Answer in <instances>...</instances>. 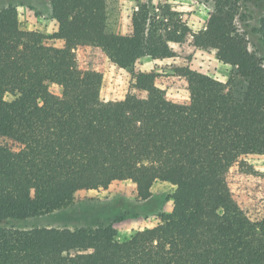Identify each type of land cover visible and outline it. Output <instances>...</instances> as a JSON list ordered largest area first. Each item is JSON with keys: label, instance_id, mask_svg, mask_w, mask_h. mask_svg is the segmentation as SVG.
Wrapping results in <instances>:
<instances>
[{"label": "trees", "instance_id": "16d2710c", "mask_svg": "<svg viewBox=\"0 0 264 264\" xmlns=\"http://www.w3.org/2000/svg\"><path fill=\"white\" fill-rule=\"evenodd\" d=\"M240 1L211 0L197 32L168 12L164 34L147 3L127 34L107 30L106 0H48L51 35L21 30L16 8H0V264H264V179L244 160L264 156V67L236 26ZM171 45L215 51L231 78L176 68L188 92L178 101L157 73L137 70L122 100L100 99L103 74L87 49L132 70L173 57ZM240 176L262 207L256 219L233 197ZM122 181L139 201L157 181L173 186L170 212L121 242L111 226H4Z\"/></svg>", "mask_w": 264, "mask_h": 264}, {"label": "rangeland", "instance_id": "374dc122", "mask_svg": "<svg viewBox=\"0 0 264 264\" xmlns=\"http://www.w3.org/2000/svg\"><path fill=\"white\" fill-rule=\"evenodd\" d=\"M107 30L114 34H127L132 14L138 11L140 4L149 6L148 22L157 26V34H164L169 25L164 15L174 14V19L184 22L193 32L203 30L212 9L211 0H106ZM12 5L17 10L21 30L38 31L51 35L56 24L51 18L48 0H0V8ZM264 19V0H241L235 23L247 42L248 50L255 52L264 67V38L260 33ZM174 56L163 60L140 59L132 70H122L113 65L107 57L96 49H87L99 61L103 79L100 99L103 101L122 100L133 82L132 72L154 71L157 84L166 95L178 101L188 99L186 83L176 68L187 67L208 75L220 82H227L233 69L217 61L215 51L196 49L186 45H171ZM50 92L59 95L60 87L48 86ZM10 100L9 96L5 97ZM264 179V156L248 155L244 157ZM233 197L251 219H256L262 207L253 191V183L246 178H235L231 182ZM174 187L163 182H155L151 187V196L139 201L132 184L128 181L115 182L106 190L77 192L74 200L66 207L41 217L19 222H8L4 226L17 229L35 227L98 228L111 226L116 231V240L128 239L134 232L152 228L159 222L161 214L171 210V194Z\"/></svg>", "mask_w": 264, "mask_h": 264}]
</instances>
